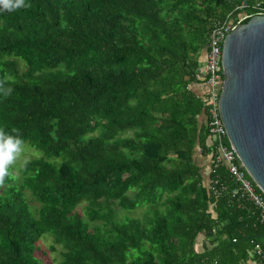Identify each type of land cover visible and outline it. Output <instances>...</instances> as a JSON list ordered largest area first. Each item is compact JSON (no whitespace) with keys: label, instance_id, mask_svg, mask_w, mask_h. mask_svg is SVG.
Returning <instances> with one entry per match:
<instances>
[{"label":"trees","instance_id":"obj_1","mask_svg":"<svg viewBox=\"0 0 264 264\" xmlns=\"http://www.w3.org/2000/svg\"><path fill=\"white\" fill-rule=\"evenodd\" d=\"M256 2L26 0L0 10V80L13 89L0 94V128L39 153L0 186V264H47L37 254L46 233L52 250L63 247L58 264H263L264 221L232 195L227 167L214 168L207 91L191 88L215 22L264 14ZM197 149L211 161L208 180ZM140 206L141 217L122 211Z\"/></svg>","mask_w":264,"mask_h":264},{"label":"water","instance_id":"obj_2","mask_svg":"<svg viewBox=\"0 0 264 264\" xmlns=\"http://www.w3.org/2000/svg\"><path fill=\"white\" fill-rule=\"evenodd\" d=\"M220 112L245 169L264 192V14L244 19L222 51Z\"/></svg>","mask_w":264,"mask_h":264},{"label":"built area","instance_id":"obj_3","mask_svg":"<svg viewBox=\"0 0 264 264\" xmlns=\"http://www.w3.org/2000/svg\"><path fill=\"white\" fill-rule=\"evenodd\" d=\"M243 4L241 7H244ZM255 7L261 6V0H257ZM259 14H262L260 12ZM256 14L244 12L235 18H226L215 22L208 41V52L203 66L199 69L198 77L206 86L207 94L205 102L208 110V127L214 140L215 151L212 154L214 168L225 165L235 183L231 190L233 196L245 197L257 208L260 218L264 221V192L261 191L252 177L245 169L235 148L232 146L227 129L220 112V97L223 88L224 74L222 67V51L225 38L239 23ZM213 170V168H211ZM213 183V184H212ZM218 180L211 182L209 186L215 192L218 191ZM255 252L260 256L264 264V252L259 244L255 246Z\"/></svg>","mask_w":264,"mask_h":264},{"label":"clouds","instance_id":"obj_4","mask_svg":"<svg viewBox=\"0 0 264 264\" xmlns=\"http://www.w3.org/2000/svg\"><path fill=\"white\" fill-rule=\"evenodd\" d=\"M31 5L26 0H0V10L16 11ZM6 79L0 80V94L8 97L13 89L6 86ZM29 160L25 157V141L18 130L12 132L0 128V186L5 183L6 178L15 179L14 170L17 166H26Z\"/></svg>","mask_w":264,"mask_h":264},{"label":"rangeland","instance_id":"obj_5","mask_svg":"<svg viewBox=\"0 0 264 264\" xmlns=\"http://www.w3.org/2000/svg\"><path fill=\"white\" fill-rule=\"evenodd\" d=\"M204 61V58L202 59ZM39 153L34 151V149L27 147L25 145V157L27 159L32 157H38ZM83 204V203H82ZM82 204L79 205L78 209L81 210L83 207ZM124 212V215L134 216L137 213H141L142 210H139V207L135 210H122ZM135 217V216H134ZM54 243V236L53 234L46 233L44 234L38 241V245L40 248L37 251L38 256L45 261L47 264H58V262L61 259V251L63 250V247L61 245H56V249L52 250L51 245Z\"/></svg>","mask_w":264,"mask_h":264},{"label":"crops","instance_id":"obj_6","mask_svg":"<svg viewBox=\"0 0 264 264\" xmlns=\"http://www.w3.org/2000/svg\"><path fill=\"white\" fill-rule=\"evenodd\" d=\"M191 88L195 91V92H197V93H199V94H204L205 92H206V86H204L202 83H200V82H195V83H193L192 85H191ZM196 158H197V160H198V162H199V164H201V165H206L205 167H204V172H205V174H206V179L208 180V178H209V172H210V169H211V161L209 160V159H205L202 155H201V153H200V150L199 149H197V152H196ZM139 210H142V212L139 214V213H137L136 215H134L135 217H141V216H143L144 215V213L146 212V210H147V206H140L139 207ZM207 240H206V236L204 235V234H201L200 236H199V238H198V241H197V244H196V248H197V250H199V251H203L204 250V248H205V244L207 245ZM249 264H258V262H256V261H251V262H249Z\"/></svg>","mask_w":264,"mask_h":264}]
</instances>
